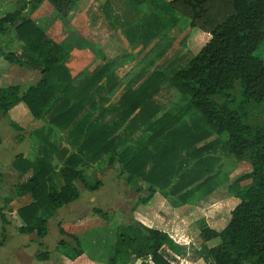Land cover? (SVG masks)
Segmentation results:
<instances>
[{"label":"trees","instance_id":"trees-1","mask_svg":"<svg viewBox=\"0 0 264 264\" xmlns=\"http://www.w3.org/2000/svg\"><path fill=\"white\" fill-rule=\"evenodd\" d=\"M44 2L69 18L79 0H19L16 9L0 11V34L12 28L21 42L15 51H1L2 57L10 65L37 70L41 75L25 91L18 84L0 86V113L19 131L21 125L11 118L10 111L22 105L33 119L67 132L76 143L71 149L48 144L41 154L22 163L18 161L20 155L15 157L13 165L23 178L14 185V195L5 197L0 207V246L5 244L6 225L10 223L4 209L13 211L10 203L15 196H30L29 202L16 209L21 221L18 231L35 234L42 240L48 233V219L58 208L79 198L76 180L88 191L102 186L100 180L91 181L84 174V169L98 160L113 168L117 164L119 174H125L127 182H146L147 194L140 197V202L146 203L157 191L167 195L182 191L177 196L179 205L196 203L197 199L189 201L190 197L199 194L216 174L187 180L179 173L176 162L188 157L189 152L211 147L223 136L228 153L238 161L248 162L250 169L233 182L230 193L238 202L231 209L226 225L220 230L202 227L199 235L203 241L219 238L216 245L207 249L212 264H264V60L253 53L264 41V0L168 1L170 9L187 17L191 26L208 34V39L185 66L168 77L169 83L185 98L176 113L154 118L156 109L141 105L137 99L130 105L138 123L151 120L148 128L154 136L130 147L123 130L104 124L91 125L89 114H80L82 101L77 98L70 103L69 95L81 91L70 84L67 63L72 55L31 18ZM101 75L102 70L94 71L85 78L83 88L95 85L97 81L93 79L97 76L99 81ZM154 76L161 73L154 71L139 88L155 82ZM191 109L200 112L206 126L195 142L215 137L188 151L194 144L192 135H188L185 125L177 124ZM160 137L164 143L155 140ZM152 143L155 151L148 149ZM179 146L184 152L181 158ZM54 152L63 160L59 169L48 159ZM93 211L104 218L107 215L100 208ZM58 229L72 241L61 238L55 249L70 260L82 255L76 235L60 225ZM165 245L173 247V240L165 231L132 218L118 226L113 253L99 261L171 264L160 253ZM36 257L47 260L49 252L38 251Z\"/></svg>","mask_w":264,"mask_h":264},{"label":"rangeland","instance_id":"rangeland-1","mask_svg":"<svg viewBox=\"0 0 264 264\" xmlns=\"http://www.w3.org/2000/svg\"><path fill=\"white\" fill-rule=\"evenodd\" d=\"M4 1L0 0L2 6L5 4L2 8L6 12L16 9L19 5V0H8L7 3ZM168 1L79 0L69 18L62 17L48 2H44V7L41 6L38 15L34 16L37 24L72 55L67 63L72 78L70 84L72 88H81V91L69 95L70 103L77 98L82 101L83 109L80 114L88 113L91 125L104 124L123 130L128 137V147L148 142L151 136L154 137L152 130L148 128L151 120L138 123L134 119V113L130 111V105L137 99L141 105L156 109L154 118L164 113H176L185 98L169 83L168 77L185 66L208 39L206 32L191 26L187 17L180 16L170 9ZM20 46L21 42L16 38L12 28L0 34V63L6 62L1 51H15ZM253 53L264 60V41ZM98 70H102L100 80L98 81L96 76L93 79L97 81L95 85L83 88L85 78ZM154 71L160 72L161 76H154L155 82L139 88ZM19 78L18 73L14 72L10 75L9 81L12 84L19 82L22 84ZM56 80L57 77L53 82ZM22 87L25 89L26 83L22 84ZM10 116L20 123L21 129L14 130L8 124L7 117L0 113L2 123L0 134L8 139L6 141L9 142L10 148V153L0 165V207L3 206L5 197L14 195V185L23 178L17 171V166L15 168L13 165L16 156L20 155L18 161L22 163L24 160L32 159L34 155L41 154L48 144L56 148L71 149L76 143L67 132L33 119L30 114L26 115L21 106L14 108ZM178 125H185L188 128V135H192V141L206 128L200 112L196 109H191L185 114ZM214 137L210 136L200 142L194 140L192 148H188V151L189 149L193 151ZM223 138L219 137L211 147L201 152L193 151L191 154L189 152L186 158H181V154L184 153L182 147L179 146L178 149L181 159L176 163L179 173L187 180L210 173L216 174L199 194H196L198 197L195 195L190 197L189 201L196 198V203L193 201L184 209V214L193 220L188 229H192L193 237L200 227L202 229L209 226L220 230L226 225L231 209L238 202L230 193L233 182L240 174L250 169L248 162L238 161L228 153ZM155 140L164 143L161 137ZM171 144L172 142L167 145ZM149 148L155 151L153 143L148 145ZM48 159L55 169H59L63 161L57 152L51 154ZM118 168L117 164L113 168L104 160H98L84 169V174L89 180L98 179L102 182L98 189V204L92 208L85 207L75 200L72 203H77L70 209L66 207L67 210L62 215L55 213L48 219L46 239L48 245L35 234L18 231L21 221L16 209L29 202L30 196H15L10 203L13 211L8 212L4 209L10 223L6 225L5 244L0 246V264H65V261L59 260L60 257L53 254L61 253L59 249L54 248L61 238L72 241L67 235L60 234L58 229V225L61 226L60 221L64 223L63 228L77 234V238L81 235L87 251L93 253L96 251L98 253L96 257L101 259L111 255L118 226L134 218V209L131 210L133 206L147 203L139 201L141 196L147 194V183L127 182L126 175L119 174ZM75 185L81 196L89 195V191L80 181L76 180ZM181 192L169 196L176 198ZM162 193L167 196V193ZM151 204H156V198ZM93 208H100L107 215L104 218L95 213ZM157 210L168 214V208L164 206ZM1 235L0 220V238ZM39 242H42L41 246ZM218 242V237L213 238L206 241L204 248ZM199 243L201 245V242ZM38 251H48L50 258L45 261L38 260L36 257ZM174 260L180 259L175 256Z\"/></svg>","mask_w":264,"mask_h":264},{"label":"crops","instance_id":"crops-1","mask_svg":"<svg viewBox=\"0 0 264 264\" xmlns=\"http://www.w3.org/2000/svg\"><path fill=\"white\" fill-rule=\"evenodd\" d=\"M4 2L7 3L8 0H5ZM43 5H45V3H43ZM3 6L5 7V4H3ZM3 6L1 5V2H0V11L2 13H5L6 11H4L2 8ZM41 9L42 8L40 7L31 16V18L35 21L36 24H37V22H36L34 16L38 15V12ZM48 35H50V34H48ZM14 72L18 73L21 83L22 84L26 83L27 87H29L31 85H35L41 77L40 73L37 70L19 67L15 64H13V65L9 64L8 65L7 62H1L0 63V86L12 84L9 81V77ZM29 81H31V82H29ZM27 82H29V83H27ZM19 83H17V84L20 85L21 91H25L27 87L25 89H23L22 84H19ZM19 106H21L24 109V107L22 105H19ZM11 111H10V113H11ZM24 111H25L26 115H28V113L25 109H24ZM24 117H27V116H24ZM33 123H34V121H33ZM1 125H2V123L0 121V127H1ZM6 140H8V139H5L3 137V135L1 136V134H0V165H1V161L4 160L7 157V155L10 153V150H9L10 148L8 146L9 142ZM4 144H5V146H4ZM98 195H99L98 190L89 191V195L81 196V194H80L79 199H77L76 201L81 202L82 206L92 208V207L97 206V204H98V201H99ZM167 196H166V194L164 195L162 192L160 193L157 191L153 194V196L147 201V203L145 205L133 206L131 208V210L134 209V211H133V212H135L134 218L136 220H139L140 222H142L143 224H145L149 227H153V228H157V229L165 231L172 238L173 247L169 248L165 245L160 249V253L166 259H168L170 261L172 260V262H173V259H175V256L179 257L180 260H178V261L174 260L173 264L174 263L175 264H212L213 263L212 259L210 258V256L208 255V252H207V249L210 247V245L204 248V244H206V241H203L199 235L201 227L197 230V232L195 231L197 234H195L194 237L192 235V229L188 230L189 226L191 225L193 220H192V218H189L190 217L189 215L184 214V209L187 206H190L191 204L185 203V204L179 205V203H177L178 201L176 200L177 197L173 198V197H170L169 195H167ZM154 198H156V204L152 205L151 201ZM77 202H75V203H77ZM71 203H68V204L63 205L62 207L58 208L55 213H57V215L58 214L62 215L67 210L66 207H68V209H70V207H72L75 204V203H72V204ZM161 206L168 208V211H167L168 214H165L162 211L157 210V208H160ZM60 222H61V226L64 227V225H62L63 221H60ZM214 229H216V228H214ZM64 230L69 232V233L75 234L74 232H71L69 230H66V229H64ZM75 235H77V234H75ZM47 237H48V233L42 239V241H44L45 244L48 245V243L46 242ZM179 237H184V239H181ZM197 237H198V239H197ZM78 240L82 246L83 254L80 255L79 257H77L76 259L70 260L58 252L57 253L55 252L56 254L55 253H53V254L55 256L60 257L59 260L65 261V264L67 263L66 261H68L67 264H101V263H99L100 257L95 256L96 254H98L96 251H95V253L87 251L88 248L86 247L83 239L81 238V235L78 236ZM199 242H201V245ZM92 244L93 243L91 242V247H93ZM54 248H56V246ZM43 261H45V260H43ZM129 264H131V263H129Z\"/></svg>","mask_w":264,"mask_h":264},{"label":"built area","instance_id":"built-area-1","mask_svg":"<svg viewBox=\"0 0 264 264\" xmlns=\"http://www.w3.org/2000/svg\"><path fill=\"white\" fill-rule=\"evenodd\" d=\"M168 261H169L171 264H173V262H174V261L172 262V260H171V261H170V260H168ZM174 264H175V263H174Z\"/></svg>","mask_w":264,"mask_h":264}]
</instances>
